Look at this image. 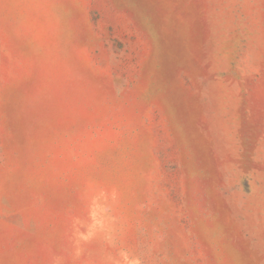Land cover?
Listing matches in <instances>:
<instances>
[{"label":"rangeland","instance_id":"1","mask_svg":"<svg viewBox=\"0 0 264 264\" xmlns=\"http://www.w3.org/2000/svg\"><path fill=\"white\" fill-rule=\"evenodd\" d=\"M0 264H264V0H0Z\"/></svg>","mask_w":264,"mask_h":264}]
</instances>
